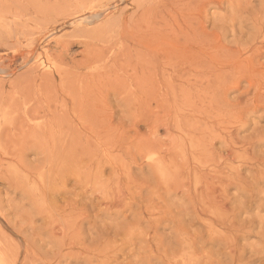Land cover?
Instances as JSON below:
<instances>
[{
  "label": "rangeland",
  "instance_id": "1",
  "mask_svg": "<svg viewBox=\"0 0 264 264\" xmlns=\"http://www.w3.org/2000/svg\"><path fill=\"white\" fill-rule=\"evenodd\" d=\"M0 264H264V0H0Z\"/></svg>",
  "mask_w": 264,
  "mask_h": 264
}]
</instances>
